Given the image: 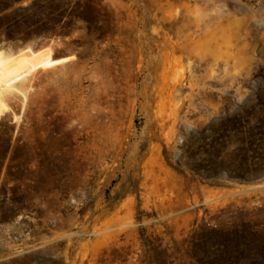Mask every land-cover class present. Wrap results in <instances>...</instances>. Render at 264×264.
Segmentation results:
<instances>
[{
    "label": "rangeland",
    "instance_id": "rangeland-1",
    "mask_svg": "<svg viewBox=\"0 0 264 264\" xmlns=\"http://www.w3.org/2000/svg\"><path fill=\"white\" fill-rule=\"evenodd\" d=\"M0 48L34 58L0 117V264H143L142 234L212 228L264 245V139L247 179L185 165L209 124L264 123V0H0Z\"/></svg>",
    "mask_w": 264,
    "mask_h": 264
},
{
    "label": "trees",
    "instance_id": "trees-1",
    "mask_svg": "<svg viewBox=\"0 0 264 264\" xmlns=\"http://www.w3.org/2000/svg\"><path fill=\"white\" fill-rule=\"evenodd\" d=\"M56 21V23H59L60 20ZM262 113L264 119V109ZM256 120L255 124H252L251 116L243 117L242 113L238 111L228 117L222 118L217 130L213 124H209L202 132H197V136L201 142H204L208 138L206 135L208 131L217 134V141L224 142L219 144L220 148H216V140H214L215 143L213 144L209 143L211 148L207 150L208 159L206 163L191 164L185 162L186 168L206 178H214L222 171H226L229 177L238 179H247L257 175L255 173L258 170L250 167L251 162L250 165L248 162L250 158L249 154H254L253 145L257 142H263L264 139V130H262V127H259L260 124H264L263 120L262 118H257ZM233 142L239 143L236 153L233 155L226 154L224 157L225 149ZM186 146L188 145L185 144L184 147ZM182 158L183 155L177 161L180 168L184 164L182 163ZM259 161V163L263 162L264 158H260ZM259 163H255V165ZM213 182L215 183V181ZM227 236V230L212 228L202 231L197 236H192L189 240L182 241L180 245L174 240L173 244L163 246L159 238L150 239L142 234L143 245L146 247L143 264H175V254H178L179 258L177 259H189L192 264H264L263 244L259 246L255 239H250L246 240V242L236 241L230 247L227 243ZM117 252V250L113 251L112 263H115L119 259L117 258ZM232 255L238 256L234 262L229 258ZM255 256L258 258H253ZM29 258L25 257L19 264H33L34 260ZM122 261L124 262L125 259ZM180 264H186V261L180 262Z\"/></svg>",
    "mask_w": 264,
    "mask_h": 264
},
{
    "label": "bare ground",
    "instance_id": "bare-ground-1",
    "mask_svg": "<svg viewBox=\"0 0 264 264\" xmlns=\"http://www.w3.org/2000/svg\"><path fill=\"white\" fill-rule=\"evenodd\" d=\"M33 63L34 58L28 49L13 52L0 48V117L9 110L5 96L12 91L22 92L20 80Z\"/></svg>",
    "mask_w": 264,
    "mask_h": 264
},
{
    "label": "water",
    "instance_id": "water-1",
    "mask_svg": "<svg viewBox=\"0 0 264 264\" xmlns=\"http://www.w3.org/2000/svg\"><path fill=\"white\" fill-rule=\"evenodd\" d=\"M256 182H258V180H248V181H244L245 184H255Z\"/></svg>",
    "mask_w": 264,
    "mask_h": 264
}]
</instances>
